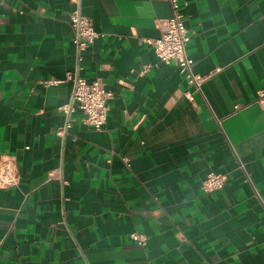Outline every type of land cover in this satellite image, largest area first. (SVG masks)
<instances>
[{"label":"crops","instance_id":"crops-1","mask_svg":"<svg viewBox=\"0 0 264 264\" xmlns=\"http://www.w3.org/2000/svg\"><path fill=\"white\" fill-rule=\"evenodd\" d=\"M178 3L200 90L145 41L169 0H0V264H264V0ZM75 9L101 34L80 65ZM78 73L107 121L61 137Z\"/></svg>","mask_w":264,"mask_h":264},{"label":"built area","instance_id":"built-area-1","mask_svg":"<svg viewBox=\"0 0 264 264\" xmlns=\"http://www.w3.org/2000/svg\"><path fill=\"white\" fill-rule=\"evenodd\" d=\"M169 1L173 9V15L170 18L160 20L161 32L158 37L146 39L145 41L153 45L154 51L161 62H175L188 82L194 85L197 90H200L202 83L209 76L194 72V59L189 56L187 51L191 35L186 26L185 18L179 11L178 0ZM70 22L73 30V42L76 46V58L80 65L83 60V52L101 34L96 30L92 19L83 14L80 9L71 12ZM71 80H73L71 98L59 108L66 117L65 124L57 130V135L61 137L65 136L67 130L71 127L70 117L77 110L84 113L83 122L86 125L95 129L103 128L108 117V103L113 98V92L99 78L88 81L78 73L71 76ZM56 82L51 81V83ZM260 97H264V90L260 92ZM240 107V105H237L236 109H240ZM241 167L244 168V165L241 164ZM227 181V174L211 171L202 182V189L206 193H211L222 189ZM131 237L137 240L139 244H146V238L143 234L134 232Z\"/></svg>","mask_w":264,"mask_h":264}]
</instances>
